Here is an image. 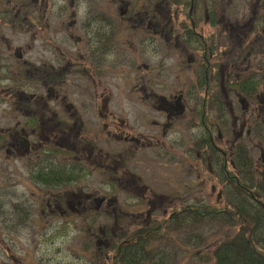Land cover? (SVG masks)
<instances>
[{
  "label": "flooded vegetation",
  "instance_id": "flooded-vegetation-1",
  "mask_svg": "<svg viewBox=\"0 0 264 264\" xmlns=\"http://www.w3.org/2000/svg\"><path fill=\"white\" fill-rule=\"evenodd\" d=\"M209 1L178 0L173 7L171 0H110L130 30L129 36L119 41L115 34L118 26H113L114 15L101 9L96 0H30L40 6L41 12L44 5L53 16H41L45 23L39 32L20 28L29 43L23 42L16 49L9 46L2 49L5 56H0V82L8 77L24 80L34 91L32 94L19 91L12 97L13 113L22 111L27 116L20 132L15 127L2 130L6 134L4 141H12L6 153L14 161H30V178L34 184L53 189L59 182L76 185L75 192H63L61 198L51 195L46 205L54 208L53 214L44 217L63 220L72 216L71 220H80L87 217L83 210L91 208L95 213L109 215L117 231L118 221L129 215L119 208L118 194L121 197L131 194L142 204L148 200L145 220L149 223L143 219V227L152 223L154 212L165 217L163 227H170L177 218L190 222L193 196L207 189L211 196L216 195L217 203L227 194L235 195L240 188L250 195L254 204H262L264 170H259V166L264 167V142L260 140L264 138V66L259 76H242L238 71L240 64L247 69L254 66L255 45L261 43L264 48V6L261 14L256 9L245 12L239 9L230 22L222 3L210 6ZM257 1L259 5L260 0ZM202 6L204 19L197 20ZM19 15L17 11L15 19ZM23 15L22 21L31 24L29 11ZM176 28L183 30L182 34L176 36ZM220 31L227 32L232 39L228 45L215 40V34ZM137 37H143L144 41L133 42ZM243 43H248L246 50ZM258 55L264 57V50H258ZM145 57L156 70L170 72V77L156 78L152 72L137 76L138 113L135 117L131 113V121H119L121 133H112L117 131L114 120H108L115 117L112 102L101 99L104 92L97 90L96 76L100 79L102 66L116 60L123 61L125 72L137 65L141 71H147ZM62 86L64 91L60 89ZM4 91L11 96L13 90ZM94 105L101 106L96 115L104 121V130H109L106 131L109 140L113 137L117 140L106 141L105 156L94 154L91 143L83 147L80 140L82 115H88V107ZM143 118H150L149 124L143 123ZM87 119L92 120L93 115ZM240 140L256 145L260 161L252 162L248 154L243 155ZM113 143L121 145L114 147ZM151 148L166 151L152 153L149 160L142 153ZM138 151L140 156H136ZM111 154H116L113 155L116 160L110 159ZM163 154L169 163L182 169L186 179H191L183 182L178 192L185 197L176 196L178 205L182 206L178 212L170 210L171 202L159 197L160 192L152 191L144 182L142 173L150 168L142 160L164 169L167 165L158 161ZM43 155L60 159L50 166L55 159L43 160ZM247 167L254 178V185L249 187L241 183L247 177ZM153 171L154 168L150 172ZM201 173L210 179L203 181L198 176ZM89 174L102 178L99 186L104 190L103 198L97 199L99 189L79 183L80 178H88ZM195 179L200 185H193ZM114 192L117 198L112 196ZM147 195H152L151 200ZM194 203H198L197 197ZM101 207L106 209L102 211ZM102 225L105 227L102 237L107 232L118 236L115 230L106 232L107 222Z\"/></svg>",
  "mask_w": 264,
  "mask_h": 264
},
{
  "label": "rangeland",
  "instance_id": "rangeland-1",
  "mask_svg": "<svg viewBox=\"0 0 264 264\" xmlns=\"http://www.w3.org/2000/svg\"><path fill=\"white\" fill-rule=\"evenodd\" d=\"M96 1V4L99 3L101 9L110 11L114 15L113 26H118L115 34L118 36L119 41L123 37L129 36L130 30L126 28L128 25L121 18L117 6L110 5V0ZM177 1L171 0L170 3L174 7L177 5ZM209 2L210 6H213L214 3L220 6L222 3L226 18L230 22H233V13L237 12L244 4H247L243 7L244 12L256 9L260 14L264 6L263 0H260L259 5L258 1L255 3L256 0H233V3H230V0H210ZM86 3L88 2L84 4ZM42 9L43 12H41L42 10L39 5L31 3L30 0H0V56H5L2 53V49H7L8 46L16 49L18 46L23 45V42L29 43L30 40L25 37L24 30L33 33V30L39 32L42 29L45 20H41V16H53L48 10H45L44 5H42ZM203 10V6L199 8L201 16H197V20L200 18L204 19ZM17 11H20V15L19 18L15 19ZM26 11L30 13L31 24L22 21L23 12ZM161 21L163 22L162 18ZM166 22H163V24H166ZM182 32L183 30L176 28L175 34L177 36L178 33L182 34ZM215 35L217 36L215 40L219 41L220 44L228 45L232 41L227 32L223 33V31H220ZM176 36L174 35V37ZM254 37H258V34H255ZM139 40L144 41V38L137 37V40L133 39L132 41L140 43ZM121 45L124 46L123 44ZM242 45L245 47V50L248 48V43H243ZM124 47L128 48V46ZM258 50H264L261 43L255 45V49L253 50V53L256 54V60L253 61L254 66L252 65L253 67L247 69L240 64L238 71L240 75L259 76L263 72L260 68L264 66V57L258 55ZM29 58L32 59V56ZM143 62L148 65L149 69L147 71H141L139 65H137L132 70L126 68L125 72L122 67L124 65L123 61L116 60L114 63L111 61V64L109 63L108 66H102L103 75L100 78L101 81L96 76L97 90L104 92L101 99L108 98V103L112 102L111 111L115 117H109L108 120L113 119L117 126V131L112 130V133H121L118 130L122 125L119 121H131L129 117L131 113L134 112V117L138 113L136 106L139 104H136V102H138L140 94L136 92L137 76H145L146 72H152L154 74L153 77L156 78L163 77L166 79L170 77V72L166 69L156 70L155 65L149 58L145 57ZM19 70H21L20 65L18 66ZM159 83V91L161 92L163 89ZM64 87L62 86L60 89L64 91ZM7 88L13 90L11 96L7 95V92L4 91ZM37 90L39 89L37 88ZM19 91L25 94H32L34 92L30 84L24 80L8 77L6 81L0 82V264H115L114 256L116 251L110 248V246L114 244L113 242L117 243L121 239L117 240L119 238L116 239L107 232L110 229L112 231L115 230L113 227L114 221H112L109 215L95 213L91 208H86L83 210L85 213L82 214L87 215V217H81L80 220H71L72 216L63 220L44 217L45 214L52 215L53 212L51 210H54L53 207L47 208L46 200L51 195H57L61 198L63 192H75L76 185L70 186L69 184H65V182L57 183V181L55 182V184L57 183L55 189L44 187L41 184L36 185L30 178L31 171L30 166H28L30 161H14L6 153V149H8V145L12 141H4L6 134L3 130L15 127L16 132H20V128L25 125L27 118L26 114L22 111L13 113L14 110L10 108L14 105L13 95L18 94ZM14 100L16 102V98ZM99 103L102 106L100 101ZM96 105H94V108L88 107V115H82L84 121L81 127L80 140L83 147L87 148L88 144L91 143L93 147L90 150L94 154L100 153L99 155L105 156L108 153L106 141L110 143L117 140H114V137L109 140L110 138L106 132L109 130H104V121L100 120L96 115L97 110L99 111L101 106L97 107ZM121 111L124 112V115H121ZM127 111L128 115H126ZM27 113L35 112L27 111ZM89 115H93L92 120L87 119ZM94 116L97 118L95 117L94 119ZM143 119V123L146 124H149L151 120L150 118ZM239 130L240 126L237 127V131ZM260 140L264 142V138ZM118 145L121 144L113 143L114 147ZM240 145L243 148L244 156L248 154L252 162L260 161L255 144L250 146L248 141L240 140ZM249 146L250 150L248 151ZM165 151L166 149H145L142 155L150 160V158H153L151 157L152 153L154 155L156 152L165 154ZM116 154L109 155L112 161L116 160L113 156ZM164 154L161 160L158 157V161L161 164H166L167 167L164 169L161 166L154 167L151 161L142 160V163H147L150 168L148 172L144 171L142 174L146 183L145 185L149 186L152 191L160 192L157 193L159 197H164L171 202L172 208L170 210L178 212L182 206L178 205L176 196L179 194V190H182L181 185L184 184L183 182L186 180L191 181V179H186L182 169H178L177 166L169 163L167 158H164ZM138 155L140 156L139 151L136 156ZM243 155L240 152V156L245 159L246 157ZM43 156V160L46 158H49L48 160L55 159L54 163H50V166H54L56 160L60 159H56L51 155ZM152 161L155 162V159H152ZM245 163L248 164L247 162ZM152 168H154V171L150 172ZM248 169L249 167L245 170L247 171ZM259 170L263 171L264 167L259 166ZM165 174V180L161 184L160 180ZM194 176L196 177V174ZM198 176L205 182L210 179L206 178L202 173ZM100 179L102 180L98 174H89L88 178H80L79 183L81 185L89 183L90 188L99 189L101 192L97 194V199H100L104 197V190L99 186ZM244 181V178L241 179V183ZM247 181H254V179L250 176L247 178ZM192 182L193 185H200L196 179ZM198 194V199H203L210 207L216 208L210 209L215 215L206 213L207 210H204L203 217H197L198 219L193 217L188 224H185L184 221L178 222L176 226L171 228L169 234L164 233L163 238H151L146 247L154 255V258H150L152 261L156 259V261L158 260V264H215V255L219 252L222 245L236 242L239 238L243 239L242 231H248L253 226L251 224L250 227H247L240 224L234 217H228L226 213L227 207L241 210L251 223L255 222L261 225L260 222L264 219L261 206H258V203L254 204L252 198L247 196L240 188L235 195L227 194L219 203L216 202L215 194L211 196L208 189ZM179 195L185 197L183 194ZM112 196L116 197L115 192ZM117 196L119 208L125 210L129 215L124 216L122 220L118 221L119 230H115L116 232L114 233L120 234L126 232V236H136L144 226L142 222L143 219L145 220L146 203L148 200H145L146 203L142 204L140 199L133 198L134 196L131 194L122 197L118 194ZM147 197L151 200L152 195H147ZM226 200L230 204L227 207L225 205L223 207V203L221 202ZM233 201L235 202L234 207L232 205ZM262 201H264V198ZM179 203L180 205L182 204V202ZM101 209L104 211L106 208L101 207ZM140 211L143 212V215L137 217ZM257 214H260V217ZM151 217L152 223L147 225V228L151 231L149 233L156 232L157 228L159 230L160 227H163L165 219L160 212H154ZM65 220H67L66 223ZM106 222L108 223L106 227L107 233L104 237H101L102 233H99V229H102L100 226ZM145 222L149 223L146 220ZM261 230L262 234L257 235L255 245L260 244L264 246V227H261ZM186 231L188 232L185 233ZM98 241L100 242L99 244H97ZM127 244L132 246L135 243L128 241ZM184 249L186 250L184 251Z\"/></svg>",
  "mask_w": 264,
  "mask_h": 264
},
{
  "label": "trees",
  "instance_id": "trees-1",
  "mask_svg": "<svg viewBox=\"0 0 264 264\" xmlns=\"http://www.w3.org/2000/svg\"><path fill=\"white\" fill-rule=\"evenodd\" d=\"M236 211L237 213L234 215L228 212V217H234V219L239 220L241 224L247 227H250L251 224L253 226L248 231H242L243 239L239 238L236 242L222 245L219 252L215 255V264H264V257L259 254L255 246L257 235L262 234L261 227H264V219L260 222L261 225L255 222L251 223L241 210ZM206 213L210 214L209 211H206ZM200 214H202L201 211ZM257 215L260 217V214ZM146 245V242L143 243V241H140L138 243L135 242L132 246L120 247V249L114 246L113 249L116 251L114 258L115 264H158V260L156 261L155 259L152 261L150 259L154 258V255L146 248Z\"/></svg>",
  "mask_w": 264,
  "mask_h": 264
}]
</instances>
